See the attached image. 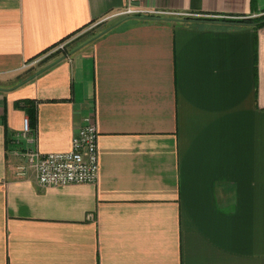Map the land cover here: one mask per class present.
I'll list each match as a JSON object with an SVG mask.
<instances>
[{"label":"crops","instance_id":"obj_1","mask_svg":"<svg viewBox=\"0 0 264 264\" xmlns=\"http://www.w3.org/2000/svg\"><path fill=\"white\" fill-rule=\"evenodd\" d=\"M126 4L0 0V264H264V0H136L40 66ZM89 115L96 182L18 174L26 117L50 153Z\"/></svg>","mask_w":264,"mask_h":264},{"label":"built area","instance_id":"obj_2","mask_svg":"<svg viewBox=\"0 0 264 264\" xmlns=\"http://www.w3.org/2000/svg\"><path fill=\"white\" fill-rule=\"evenodd\" d=\"M136 0H127L122 11L114 12L110 17L122 14L139 12L135 6ZM67 41L62 42L47 55L63 48ZM35 129L31 126L29 117L24 120L22 131L18 138L23 139V151L18 153L24 157L23 164L18 166V174L24 176L30 169L36 172L39 183L43 186H63L71 183H94L98 180L100 172L98 127L93 115L86 116L72 140L68 151L41 153L36 147Z\"/></svg>","mask_w":264,"mask_h":264},{"label":"trees","instance_id":"obj_3","mask_svg":"<svg viewBox=\"0 0 264 264\" xmlns=\"http://www.w3.org/2000/svg\"><path fill=\"white\" fill-rule=\"evenodd\" d=\"M233 21L238 22V23L247 22V23L253 24L256 27H261V26H264V14L257 16V17H242L239 19H235ZM88 26L89 24L75 30L74 32L65 36L64 38H62L61 40H59L58 42H56L55 44L51 45L49 48L41 52L39 55L49 52L52 48H55V46L58 45L60 42H64L70 39V41L63 48L57 49L52 54L42 59L41 62L43 61L45 62V61H48L54 58L61 59V58L72 55L77 49L81 48L82 46L92 41L93 39L105 34L110 29L111 24L106 25V22H101L95 27L84 31L85 28H87ZM24 73H25L24 75L26 79H29L33 77L34 75V72L33 73L31 72V68L27 69ZM24 104H25L24 105L25 107L32 106V103L30 101H25ZM28 110L30 111V108Z\"/></svg>","mask_w":264,"mask_h":264},{"label":"rangeland","instance_id":"obj_4","mask_svg":"<svg viewBox=\"0 0 264 264\" xmlns=\"http://www.w3.org/2000/svg\"><path fill=\"white\" fill-rule=\"evenodd\" d=\"M122 9H123V8H121L120 10H118V11H116V12L122 11ZM113 13H114V12H113ZM113 13H111V14H113ZM136 13H138V12H133V13H128V14H122V15H120V16H117V17H110V18H107V17H108V16H107V17L105 18V20H108V21H106V22H107L106 25H108L109 23H111V21H113V20H109V19L118 18V17L126 16V15H133V14H136ZM111 14H110V15H111ZM99 23H101V22H97V23H94V24H89V26H88L87 28H85L84 31L89 30V29L95 27V26L98 25ZM69 41H70V39L67 40V43H68ZM64 42H65V41H64ZM61 43H62V42H60V43H59L58 45H56V46H59ZM56 46H55V47H56ZM56 48H57V47H56ZM52 49H53V48H52ZM52 49H51V50H52ZM51 50H50V51H51ZM52 53H53V52H52ZM52 53H51V54H52ZM49 55H50V54H49ZM47 56H48V55H47ZM47 56H46V57H47ZM50 61H52V59H50V60H48V61H45V62L43 61V62L40 63V66H41V65H44L45 63H48V62H50ZM38 62H40V60H39V61L37 60V62H36V61H33V62H31V64H30L29 66H30V67H32V66H38V67H39V63H38ZM29 66H28V67H29ZM36 68H37V67H36ZM29 120H30V118H29ZM30 123H31V126H32V122H31V120H30ZM79 127H80V126H79ZM67 151H68V150H67ZM23 158H24V157H23ZM24 161H25V160H24ZM24 161H23V162H24ZM23 162H22L21 164H23ZM30 170H31V169H30ZM32 170H33V169H32ZM54 186H55V185H54ZM63 186H64V185H63Z\"/></svg>","mask_w":264,"mask_h":264}]
</instances>
